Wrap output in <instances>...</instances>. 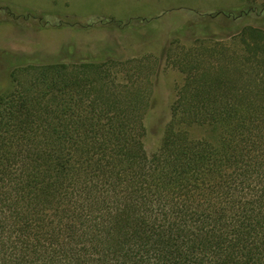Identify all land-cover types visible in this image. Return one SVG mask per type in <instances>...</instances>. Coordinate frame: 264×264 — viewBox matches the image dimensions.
<instances>
[{
	"label": "trees",
	"instance_id": "obj_1",
	"mask_svg": "<svg viewBox=\"0 0 264 264\" xmlns=\"http://www.w3.org/2000/svg\"><path fill=\"white\" fill-rule=\"evenodd\" d=\"M239 2L200 16L234 31L176 59L152 150L143 69L0 94V264H264V0Z\"/></svg>",
	"mask_w": 264,
	"mask_h": 264
},
{
	"label": "rangeland",
	"instance_id": "obj_2",
	"mask_svg": "<svg viewBox=\"0 0 264 264\" xmlns=\"http://www.w3.org/2000/svg\"><path fill=\"white\" fill-rule=\"evenodd\" d=\"M239 0H0V94L27 84L39 66L63 64L73 74L106 70L115 85L143 69L151 90L146 147H157L181 83L176 59L203 30L217 38L234 27L204 22V13ZM205 15V14H204ZM173 17H178L173 20ZM248 22L264 26V17Z\"/></svg>",
	"mask_w": 264,
	"mask_h": 264
}]
</instances>
